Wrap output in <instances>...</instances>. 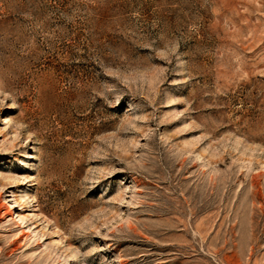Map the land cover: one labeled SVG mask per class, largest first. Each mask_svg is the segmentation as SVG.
<instances>
[{
  "label": "rangeland",
  "instance_id": "374dc122",
  "mask_svg": "<svg viewBox=\"0 0 264 264\" xmlns=\"http://www.w3.org/2000/svg\"><path fill=\"white\" fill-rule=\"evenodd\" d=\"M0 264H264V0H0Z\"/></svg>",
  "mask_w": 264,
  "mask_h": 264
}]
</instances>
